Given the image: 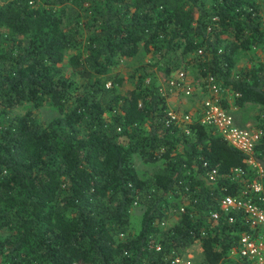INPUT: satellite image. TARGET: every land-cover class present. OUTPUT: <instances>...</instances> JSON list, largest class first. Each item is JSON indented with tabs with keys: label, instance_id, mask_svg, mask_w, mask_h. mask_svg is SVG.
I'll return each mask as SVG.
<instances>
[{
	"label": "trees",
	"instance_id": "trees-1",
	"mask_svg": "<svg viewBox=\"0 0 264 264\" xmlns=\"http://www.w3.org/2000/svg\"><path fill=\"white\" fill-rule=\"evenodd\" d=\"M263 45L253 0H0L1 264H163L194 243L195 264H244L229 252L247 224L211 212L241 185L233 168L258 172L214 126L165 123L153 66L212 75L224 108L258 106L264 186V63H236ZM142 51L121 91L118 63ZM24 102L57 115L14 113ZM133 154L160 164L143 178Z\"/></svg>",
	"mask_w": 264,
	"mask_h": 264
},
{
	"label": "built area",
	"instance_id": "built-area-1",
	"mask_svg": "<svg viewBox=\"0 0 264 264\" xmlns=\"http://www.w3.org/2000/svg\"><path fill=\"white\" fill-rule=\"evenodd\" d=\"M185 79V72L178 69L166 78V86L159 84V90L165 96L177 88L190 93V87L187 86ZM204 82L210 94L202 101L195 118L202 124L214 126L231 144L247 153L248 157L245 159L247 164L254 167L256 173L258 172L257 178L248 181L243 167L233 168L237 176H242L238 179L241 185L237 186L235 194L225 193L219 198V211L213 210L211 216L217 218L221 212L227 215L229 221H233L236 218L234 213L239 214L247 226L240 232L237 246L230 250L229 255L240 256L246 260L244 264H264V186L259 178L263 168L253 155L254 146L262 136L263 129L251 124L244 126L236 123L231 111L221 104L225 89L214 80L212 75L205 76ZM192 119L193 116L189 112L168 109L165 123H187ZM188 129L185 127L186 132ZM207 174L210 180H215L216 168H210ZM180 210H183V207H180ZM163 264L195 263L192 254L186 251L167 256Z\"/></svg>",
	"mask_w": 264,
	"mask_h": 264
},
{
	"label": "rangeland",
	"instance_id": "rangeland-1",
	"mask_svg": "<svg viewBox=\"0 0 264 264\" xmlns=\"http://www.w3.org/2000/svg\"><path fill=\"white\" fill-rule=\"evenodd\" d=\"M210 2V0H204ZM257 3V6L261 10L262 18L264 20V0H253ZM250 56H253V62L261 60L264 63V45L260 48L254 49V52H240L238 54L236 63L237 65H242L247 63L250 60ZM150 60V55L145 54L143 51L137 56L131 58H123L117 65V70L121 75L124 76L123 84L118 88L122 90H127L133 86V83L136 82L135 75L130 77V74L137 73L136 69L142 62H147ZM154 75L157 83L162 86H166V74L161 69L154 67ZM116 70V71H117ZM185 72V80L187 86L190 87V93H185L181 88H177L166 94L168 109H172L179 112H189L192 114L193 118L197 116V113L200 110L202 101L206 96L210 94L209 90L205 87V76H201L198 69H195L192 66L182 69ZM136 71V72H135ZM138 74V73H137ZM34 110L41 119H50L51 117L57 115L56 109L50 103H44L41 106L34 107L32 103L24 102L14 109V113H22L27 109ZM234 115L238 124H251L257 127L258 122V106L255 103H245L243 106H237L231 103L229 109ZM131 162L135 166L137 173L143 177H150L154 170L158 168L160 162H145L137 154H133L131 157ZM141 209L138 206H134L131 210V225L133 230L139 224ZM173 215L170 216L173 219ZM192 254L193 257L197 259L200 257L201 248L198 243L191 244L189 250L187 251ZM234 256V255H232ZM1 264V262H0Z\"/></svg>",
	"mask_w": 264,
	"mask_h": 264
},
{
	"label": "crops",
	"instance_id": "crops-1",
	"mask_svg": "<svg viewBox=\"0 0 264 264\" xmlns=\"http://www.w3.org/2000/svg\"><path fill=\"white\" fill-rule=\"evenodd\" d=\"M235 121H236V119H235ZM236 123H238V122L236 121ZM239 125H244L245 126V125H248V124H239Z\"/></svg>",
	"mask_w": 264,
	"mask_h": 264
}]
</instances>
